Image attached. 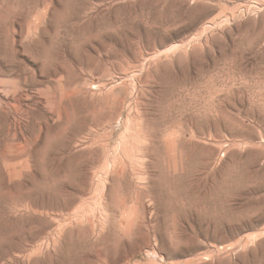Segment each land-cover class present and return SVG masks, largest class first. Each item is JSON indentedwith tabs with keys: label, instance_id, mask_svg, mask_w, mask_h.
<instances>
[{
	"label": "rangeland",
	"instance_id": "rangeland-1",
	"mask_svg": "<svg viewBox=\"0 0 264 264\" xmlns=\"http://www.w3.org/2000/svg\"><path fill=\"white\" fill-rule=\"evenodd\" d=\"M0 264H264V0H0Z\"/></svg>",
	"mask_w": 264,
	"mask_h": 264
}]
</instances>
